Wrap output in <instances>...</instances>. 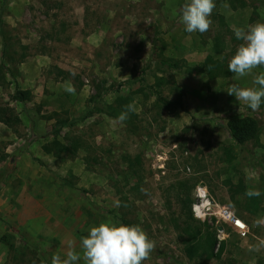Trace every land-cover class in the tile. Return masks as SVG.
Segmentation results:
<instances>
[{"label": "rangeland", "instance_id": "rangeland-1", "mask_svg": "<svg viewBox=\"0 0 264 264\" xmlns=\"http://www.w3.org/2000/svg\"><path fill=\"white\" fill-rule=\"evenodd\" d=\"M186 2L0 0V264H51L108 217L156 242L144 264H264V247L249 251L264 241V104L227 93L264 72L227 67L234 29L264 22V0H215L204 34L185 31ZM237 118L257 121L256 139L231 138ZM199 188L252 236L220 242L217 219L194 215ZM211 236L219 258L199 248Z\"/></svg>", "mask_w": 264, "mask_h": 264}, {"label": "clouds", "instance_id": "clouds-1", "mask_svg": "<svg viewBox=\"0 0 264 264\" xmlns=\"http://www.w3.org/2000/svg\"><path fill=\"white\" fill-rule=\"evenodd\" d=\"M217 4L215 0H187L180 9V22L187 33L208 32L212 25L211 19ZM227 7V5H224ZM235 38L241 43L228 61V70L237 79L251 75L255 69L264 68V22H256L245 27L234 29ZM75 75V73H73ZM255 87H240L232 84L227 90L239 103L246 105L253 112L259 111L264 104V72L253 78ZM74 93V87L65 89ZM135 105L129 103L116 118L123 123L135 112ZM245 195L249 198L261 195L259 190L248 189ZM114 206L121 207V201H114ZM127 207V205H123ZM256 226H264V218L257 219ZM264 241L258 245H250L249 251H259ZM77 251L72 241H68L67 251L62 257L55 254L51 264H144L156 248V242L149 238L147 232L137 224H124L108 217L93 225L88 234L82 236Z\"/></svg>", "mask_w": 264, "mask_h": 264}, {"label": "built area", "instance_id": "built-area-1", "mask_svg": "<svg viewBox=\"0 0 264 264\" xmlns=\"http://www.w3.org/2000/svg\"><path fill=\"white\" fill-rule=\"evenodd\" d=\"M198 198L200 199V203L197 205L193 206V212L196 218L198 211L197 208L200 207V205L203 204V202H206V211L203 214V218L200 219L202 221H206L207 218L209 217H215L218 221V225L217 228L219 227V222H224L228 225H230V227L232 228L231 231L229 233L225 232V229L223 228V230L218 231V233L220 234V236L218 237L220 242H222L223 240H225V237H229L230 235L236 234V236L243 242L247 241L249 239L250 236H252L250 227L248 225V223H246L242 218L238 217L234 211H232L231 209L227 208L224 205H220L218 203H212L209 199L207 194L202 190V189H198ZM203 192L205 194V198H200L199 194ZM220 244H218L217 248H216V253L219 252V247ZM250 264H255V263H250Z\"/></svg>", "mask_w": 264, "mask_h": 264}, {"label": "trees", "instance_id": "trees-1", "mask_svg": "<svg viewBox=\"0 0 264 264\" xmlns=\"http://www.w3.org/2000/svg\"><path fill=\"white\" fill-rule=\"evenodd\" d=\"M212 61V58H209V63ZM32 93L29 90H17L14 96L15 100L25 102L30 99ZM162 100V99H161ZM228 130L231 138L239 145H243L246 142L256 139L258 133V123L255 119L252 118H237L229 121ZM124 224H132L127 220H122ZM217 241L211 236L210 239H207L205 245L199 248H202L210 257L216 256L217 258L222 256V253L225 249V243L222 244L220 252L218 255H214L215 245ZM197 248V249H199Z\"/></svg>", "mask_w": 264, "mask_h": 264}, {"label": "bare ground", "instance_id": "bare-ground-1", "mask_svg": "<svg viewBox=\"0 0 264 264\" xmlns=\"http://www.w3.org/2000/svg\"><path fill=\"white\" fill-rule=\"evenodd\" d=\"M199 196H200V198H205V194H204L203 192H201V193L199 194ZM206 206H207V205H206V202H203V204L200 205L199 208H197V211H198L197 217H198V218H200V219L203 218V214H204V212L206 211Z\"/></svg>", "mask_w": 264, "mask_h": 264}, {"label": "water", "instance_id": "water-1", "mask_svg": "<svg viewBox=\"0 0 264 264\" xmlns=\"http://www.w3.org/2000/svg\"><path fill=\"white\" fill-rule=\"evenodd\" d=\"M35 137H36V136L33 135L32 138L30 139V142H31ZM218 230H219V231L223 230V227H222V226H219V227H218Z\"/></svg>", "mask_w": 264, "mask_h": 264}, {"label": "crops", "instance_id": "crops-1", "mask_svg": "<svg viewBox=\"0 0 264 264\" xmlns=\"http://www.w3.org/2000/svg\"><path fill=\"white\" fill-rule=\"evenodd\" d=\"M244 220V219H243ZM245 221V220H244ZM246 222V221H245ZM247 223V222H246ZM249 225V224H248Z\"/></svg>", "mask_w": 264, "mask_h": 264}]
</instances>
